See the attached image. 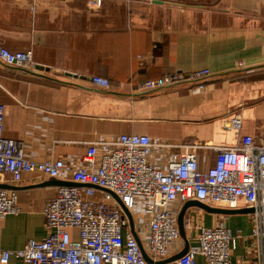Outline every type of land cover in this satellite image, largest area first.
I'll return each mask as SVG.
<instances>
[{
	"label": "crops",
	"instance_id": "0c3cea01",
	"mask_svg": "<svg viewBox=\"0 0 264 264\" xmlns=\"http://www.w3.org/2000/svg\"><path fill=\"white\" fill-rule=\"evenodd\" d=\"M0 41L9 50H31L34 67L51 77L0 64L5 134L24 140L34 160L62 158L75 167L89 142L129 132L157 143L227 146L242 134L264 133V0H0ZM198 69L212 74L203 87L165 88L144 99L92 85L99 75L110 80L111 90L127 92L133 80ZM236 113L244 119L240 133L227 128ZM175 152L155 146L151 160L163 169ZM196 152L201 168L212 165L213 151ZM69 178L23 175L16 185L21 211L0 218L3 248L17 250L47 235L45 204L58 181ZM185 205L173 206L178 219L184 210L183 221L214 226L226 219L233 234L231 264L256 259L244 212ZM195 234L182 223L170 257L188 247V237L195 244ZM6 264L28 263L13 258ZM198 264H206L202 255Z\"/></svg>",
	"mask_w": 264,
	"mask_h": 264
},
{
	"label": "built area",
	"instance_id": "2783aa9c",
	"mask_svg": "<svg viewBox=\"0 0 264 264\" xmlns=\"http://www.w3.org/2000/svg\"><path fill=\"white\" fill-rule=\"evenodd\" d=\"M0 58L10 65L34 66L31 50H9L1 41ZM210 73L209 69L177 71L129 84L133 90H145ZM92 82L110 88V80L103 76L95 75ZM6 110L0 103V218L21 211L16 185L25 173L52 178L70 175L76 185L57 186L56 195L45 204L47 235L17 250L0 245V263L18 258L28 264H198L202 255L206 264H231L233 234L226 219L205 226L185 218V229L196 231V243L188 237L185 253L170 257L172 244L181 237L174 204L199 201L245 210L256 259L240 264H264V133L242 134L229 146L157 143L148 134L121 133L89 142L80 164L71 167L62 158L37 161L27 156L25 141L5 134ZM243 123L242 115L236 113L227 128L240 133ZM155 146L179 152L161 169L151 160ZM197 148L215 153L211 166L201 168Z\"/></svg>",
	"mask_w": 264,
	"mask_h": 264
},
{
	"label": "water",
	"instance_id": "95a60500",
	"mask_svg": "<svg viewBox=\"0 0 264 264\" xmlns=\"http://www.w3.org/2000/svg\"><path fill=\"white\" fill-rule=\"evenodd\" d=\"M0 64L1 66L3 67H6V68H14L15 70H19V71H22L23 73H32V74H36V75H39V76H44V77H50V75L48 74H45V70H47L46 68H43L41 66H38L36 65L34 68L32 67H22V66H18V65H15V64H7L5 61H3L1 58H0ZM69 75H72V76H75L77 77L76 75L74 74H69ZM211 73L209 76H206V77H202V78H195L194 80H189V81H183V82H177L176 84H172V85H164V86H161L159 88H152V89H145V90H131V91H114V90H111V88H107V87H103V86H100L98 84H94L93 82V87L94 89H104L106 90L107 92H110V93H114V94H117L119 96H122V97H133V98H145V97H148L151 93H156V92H159L161 91L162 89H165V88H170V87H174V88H177V86H189V87H194V85L196 86H200V85H204L208 80H210V77H211ZM51 78V77H50ZM58 184L59 185H76L75 183L73 182H70V181H58ZM201 206L203 208H205L206 210H208L209 212H219V213H224V214H230V213H243L245 210H234V209H223V208H218V207H211L207 204H204L202 202H199V201H188L184 207V209H186L187 207L189 206ZM184 212V210H183ZM183 212L181 213V215L179 216V227H180V230H181V226H182V223H183ZM187 246L182 250V253H180L178 256H175L174 258H177V257H180L182 256V254L185 253V251L187 250ZM149 260V258H148Z\"/></svg>",
	"mask_w": 264,
	"mask_h": 264
}]
</instances>
